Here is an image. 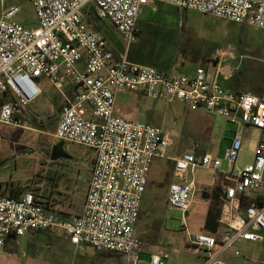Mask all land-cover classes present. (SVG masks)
<instances>
[{"label": "built area", "instance_id": "built-area-1", "mask_svg": "<svg viewBox=\"0 0 264 264\" xmlns=\"http://www.w3.org/2000/svg\"><path fill=\"white\" fill-rule=\"evenodd\" d=\"M155 0H31L37 23L26 26L15 19L18 3L3 9L0 16V129L27 125L29 104L43 91L49 79L63 98L55 137L95 150L96 157L79 213L65 216L41 203L32 191L19 196L0 193V250L9 236L30 230H61L72 243L86 242L99 251H112L136 264L145 249L138 234L142 204L150 173L157 157H169V133L158 124L133 119L116 110L122 91H143L168 102L179 101L193 109L222 116L239 125L264 131V97L236 91L210 78L204 66L194 75L168 73L156 66L128 58V48L140 36L138 18L142 7ZM180 9L227 18L264 29V0H159ZM112 22L126 43L117 56L106 36L88 19ZM225 56L224 50L214 58ZM250 56L246 53L241 58ZM73 84L74 91L66 90ZM197 148V146H196ZM193 149L174 157L179 181L169 185L167 207L189 209L196 193L195 178L188 172L197 166L222 171L231 183L222 192L220 223L224 229L212 233L189 232L190 244L205 251L203 264H229L221 255L242 241L264 242V135L254 158L236 166L245 148V136L235 130L225 158ZM226 168H221L224 162ZM168 249L150 255L149 264H169Z\"/></svg>", "mask_w": 264, "mask_h": 264}, {"label": "rangeland", "instance_id": "rangeland-1", "mask_svg": "<svg viewBox=\"0 0 264 264\" xmlns=\"http://www.w3.org/2000/svg\"><path fill=\"white\" fill-rule=\"evenodd\" d=\"M14 3H19L22 7L15 19L26 26L37 23L36 11L31 0H0V13L2 8ZM156 5L166 10L170 22H162L161 18L157 17L151 20L157 23L147 25L144 22L147 18L143 11L141 15L144 32L141 39L130 46L131 56L136 54L141 63L156 66L164 71L170 69L178 71L177 68L187 59L183 53L192 55L197 49L201 51L210 46L208 41L206 43L203 41L207 33L202 32L200 37L195 36L200 30H195L194 25L183 34L182 42L177 36V24L181 27L180 24L185 17L187 21L196 20L200 23L207 16L194 9H180L179 14L176 6L169 2H157ZM143 7L142 10L145 9ZM219 21L230 23V20L223 18ZM110 26L116 29L112 22ZM237 26L243 30L244 38V44L239 49L250 56L244 58V65L235 79L243 78L246 88L259 86L262 81L264 82V29L245 23H238ZM235 40L234 43L224 46L225 59L236 55ZM121 47L123 49L126 47L123 40ZM41 87L43 92L31 103L38 110L46 108L38 117L28 118L26 127L6 124L1 126L0 178L20 185L23 192L32 191L41 203L63 209L64 213L70 216L82 210L96 153L94 149L85 145L66 143V149L71 157L52 159L51 150L59 141L55 137V131L62 98L49 79H43ZM145 100L147 107H142ZM118 106L124 109L122 111L124 116L162 126L172 139L167 152L171 156H180L197 146L199 154L210 152L224 159L226 149L231 144L235 130L238 129L236 123L202 109H193L185 107L180 102H167L149 96L144 98L131 92L120 94ZM40 121L44 126L39 124ZM213 130L219 132L220 138L211 142ZM242 132L245 134V148L240 154L239 167L253 160L254 151L261 137V130L258 128L250 130L242 128ZM155 160L159 161L152 167L136 227L145 242L146 253L136 264H149V251H158L161 248L171 251L169 264H203L205 251H196L190 244L189 232L207 231L205 225L208 210L215 202L213 188L217 179H222L225 174L201 165L188 172L189 178H195L197 187L184 220L182 210L169 211L167 207L169 185L173 181H179L174 174V159L157 157ZM204 192L209 193V197H204ZM224 227L220 225L218 232ZM61 240L65 242H60ZM68 243L60 236H53L51 231H46L44 237L32 238L27 234L19 238L17 245L9 244L0 250V264H82V262L91 264L92 261L99 264H120V261L128 263L124 255L120 259L110 257L100 261L94 248L83 249L78 253ZM235 246L241 251L240 256L234 254L235 248L221 255L229 264H264V242H239Z\"/></svg>", "mask_w": 264, "mask_h": 264}, {"label": "crops", "instance_id": "crops-1", "mask_svg": "<svg viewBox=\"0 0 264 264\" xmlns=\"http://www.w3.org/2000/svg\"><path fill=\"white\" fill-rule=\"evenodd\" d=\"M157 2H164V1H159V0L152 1V2L144 5V7H143V8H145L144 10L141 9L140 14H139V18H138V24H139V27H140V36H139V38H138V40L136 42H138L141 39V37L143 35V32H144V24L142 23V17L143 16L141 15V13L143 11L145 12V15H146V18H147L146 20H144V22L147 25L148 24L149 25H154V23H157L156 21H151V20L156 19L157 17H160L162 22H166V23L170 22V19L167 16L168 13L166 12V10H164L163 7L157 6L156 5ZM2 11H3V8H2ZM2 11H1V13H2ZM176 11L180 14V8H178L177 6H176ZM1 13H0V16H1ZM202 14L206 15L207 17H204L200 23H197L196 20H188L187 21L186 17H185L184 20L180 24L181 27H179L178 24H177V29H178L177 36H178L179 40L184 42L183 34L190 29L189 27L194 25V27H196L195 30L196 29H197V31L200 30L199 34H195V36L198 35L200 37V34L202 32L207 33V37L206 38L203 37L204 38L203 41L205 43H206V41H208V43H209L208 45L210 47L205 48V50H201V51L197 49V51L194 52V54H192V55L191 54L190 55H186V54L183 53V55L186 56L187 59H185V61L179 67L177 66L178 67L177 68L178 71L170 69V70H166V72H168V73H184V74H187V75H194L196 70H197V68L199 66H204L207 69L208 76L210 78H217L226 87H229V88L234 89L236 91L252 92V93L258 94L259 96L264 97V82L263 81L260 83L259 86L257 85V86H252L250 88L249 87L246 88V87H244V79L243 78L239 79V77H238L237 79H235V77L241 71L242 66L244 65V58L243 59L241 58V55L244 54V52L242 53V51L239 49V47H242L243 44H244V38H243V35H242V31L243 30L240 29L237 26L238 23L234 22V21H231V20H230L229 24L228 23H222L219 20L222 19L223 17H218V16H215V15H212V14H205V13H202ZM210 15H212L214 17H210ZM95 19L96 20H94L91 23L94 24L106 36V38L108 39L110 47L112 49H114L116 55L118 57L121 56L126 50V47L124 49L121 47V40H123L125 45H126V43H125L124 38L120 34V32L117 30V28L113 29L110 26V21L109 20L97 19V18H95ZM179 19H178V23H179ZM223 19H227V18H223ZM173 20H174V23H175V18H173ZM227 20H229V19H227ZM234 39H236L235 42L237 43L235 45L236 55H234L233 58H229V59H225V56L221 57V58H218V59H215L214 58L215 53L217 51H219V50H224L225 51L226 47H224V46H226V45H228L230 43H234L233 42ZM136 42H134V43H136ZM134 43H132V44H134ZM130 48L131 47L128 48V52H127L128 58L130 60H132V61L141 63L139 58H138V56L136 54H133V56H131V52H130L131 49ZM141 64H143V63H141ZM145 65H147V64H145ZM228 65H229V67H228ZM66 90L69 93H73V91H74L73 84H71V83L67 84L66 85ZM122 92L136 93L138 95H141L142 97L144 96V98L146 96L147 97L149 96L143 91H128V90H125V91H122ZM122 92H120L118 94L117 107H116L117 112L121 113V114H122V111L124 109L122 107H119L118 103H119V99H120V94ZM60 96H61V94H60ZM149 97H151V96H149ZM61 98H62V96H61ZM157 100H160V99H157ZM61 102H63V98H62ZM174 102H179V101H174ZM31 103L28 106L27 119L31 118V117H38V114L46 109L44 107L43 109L38 110V109L34 108ZM146 103L147 102L145 100V103H144V105L142 107H147ZM180 103H182V102H180ZM182 104L185 107L187 106L184 103H182ZM61 107H62V103H61V106H60V112H61ZM59 116H60V114H59ZM216 116H219V115H216ZM233 123H236L238 125V128L241 129V131H242V128H244V130H250L251 128H256V127H253L252 125H249V124L239 125L237 122H233ZM214 131H215V134H214ZM263 135H264V131L261 130V136H263ZM244 136H245V134H244ZM219 138H220L219 132H217L216 130H213L212 137H211V139H212L211 142H214L215 139H219ZM169 157H171L173 159L174 157H177V156L169 155ZM158 158H162V157H158ZM165 158H167V157H165ZM159 160H155L154 163L156 161H159ZM248 162H250V161H248ZM154 163H153V165H154ZM246 163H244V164H246ZM236 166L238 168H241V167H239L238 162H237ZM226 167H227V162L225 161L221 168L224 169ZM220 172L223 173L222 171H220ZM91 175H92V169H91ZM90 179H91V176H90ZM222 179H217V182H216V184H215V186L213 188L214 192L217 191V192L222 193L223 190L225 189V185L228 184V183H231V181L225 179V177H222ZM149 182H150V179H149ZM147 189H148V187H147ZM0 193H2L4 195H11V194L19 195V194L23 193V190H22V187H20V185L13 184V183L9 182L8 180H6L4 178L3 179L0 178ZM85 198H86V196H85ZM84 202H85V199H84ZM84 202H83V204H84ZM51 208H54V207H51ZM55 209L58 210L59 212H61L63 215L67 216L64 213L65 211L63 209H60V208L59 209L55 208ZM46 231H51L53 236H60V237L64 238V240H66L67 243L69 242L68 244L71 246V248H74L76 251H78V253L80 251H82L83 249L94 248V250L96 251V254H98V260H100V261L104 260V259H107V258H110V257H117L118 259H120V257L122 256V254L118 253L116 255H112V256H109V257H104V256L101 255L102 251L97 250L95 247H93L89 243H86V242H81L80 244L72 243L71 240L68 237H66L61 230H30V231L26 232L24 235H20V236L12 235V236H9L7 238L5 247L8 246L9 244L17 245V243L19 241V238L22 237V236H25L27 234H30L32 236V238L44 237ZM207 231L210 232V230H208V229H207ZM60 242H65V241L61 240ZM241 243H251V242L250 241H242ZM163 249H166V248H161L160 250H163ZM160 250L153 251V252L149 251V255H151L152 253L159 252ZM145 253L146 252H144L143 254H145ZM92 263L95 264V263H98V262L97 261H92ZM122 263L124 264V262L120 261V264H122ZM82 264H86V263L82 262Z\"/></svg>", "mask_w": 264, "mask_h": 264}, {"label": "trees", "instance_id": "trees-1", "mask_svg": "<svg viewBox=\"0 0 264 264\" xmlns=\"http://www.w3.org/2000/svg\"><path fill=\"white\" fill-rule=\"evenodd\" d=\"M86 13V18L88 19V21L93 22L94 20H96L92 15V11L87 10L85 11ZM6 99V96L3 95L2 93H0V104L3 103ZM39 124L43 125V122L40 121ZM20 195V194H19ZM19 195H8V196H14L17 197ZM222 193L220 192H215V202L209 207L208 210V215H207V220H206V229L211 230V231H218L221 223H220V217H221V202H222ZM118 253L116 252H112V251H102L101 255L104 257H109L112 255H116Z\"/></svg>", "mask_w": 264, "mask_h": 264}, {"label": "water", "instance_id": "water-1", "mask_svg": "<svg viewBox=\"0 0 264 264\" xmlns=\"http://www.w3.org/2000/svg\"><path fill=\"white\" fill-rule=\"evenodd\" d=\"M51 157L52 159H58L60 157H71V154H69L66 149L65 141L59 140L54 144L51 150ZM204 197H209V193L204 192Z\"/></svg>", "mask_w": 264, "mask_h": 264}]
</instances>
